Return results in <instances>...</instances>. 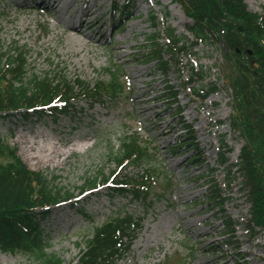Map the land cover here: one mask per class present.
<instances>
[{"label":"rangeland","instance_id":"1","mask_svg":"<svg viewBox=\"0 0 264 264\" xmlns=\"http://www.w3.org/2000/svg\"><path fill=\"white\" fill-rule=\"evenodd\" d=\"M37 1L24 7L14 0H0V51L10 53L15 48L25 51L28 79L33 74L62 72L71 79L80 77L92 83L108 82L112 68L110 71L120 75L122 86L116 97L108 95L100 99L102 103L79 96L72 102L67 115L58 120H55V113L49 112L41 118L0 117V137L17 148L27 166L42 171L49 180L64 186L76 197L52 208L49 216L41 221L45 240L49 242L47 250L59 254L64 264H73L94 226L110 216L129 212L143 218L142 229L127 257L117 264H204L210 260L213 264H247V261L248 264H264V238H253L247 229L250 202L238 186L229 190L226 184L228 168L220 165L224 149L231 150L228 157L234 164L243 145V140L229 124L231 98L223 80L227 71L223 44L213 39L201 43L180 56L179 64L165 74L157 64L147 63V56L142 54L146 45H150L154 32L161 45L165 44L169 27H174L188 40L194 39L187 29L192 21L181 6L174 0H132L127 10L123 7L121 14V8L116 11L114 6L117 2L125 3L124 0H97V4L102 5L101 15L92 27L83 28L85 34L92 35V38H85L90 50L86 54L84 50L70 55L71 61L63 53L67 25L54 26V12L57 14L58 9L52 12ZM83 2L76 0L68 13ZM246 2L249 10L264 15V0ZM153 16L157 19L153 20ZM23 19H29L31 37L22 30ZM116 19L121 20V24H114ZM64 20H68V15ZM16 29L22 33L17 34ZM120 47L125 55L116 54ZM193 67L205 70L208 81L187 88L183 82L192 74ZM134 68L142 70L139 90L134 89L130 75ZM214 82L218 88L216 93L204 100L195 96V90H206ZM167 84L176 86L180 92L177 100H166ZM209 111L213 115L204 121L203 116ZM196 114L199 115L195 117ZM208 122L211 124L206 128ZM32 137L35 141L32 152L38 156L52 155L55 145L74 150L63 156L60 165L53 162L45 165L41 158L24 159L22 148L26 138ZM130 137L137 139L149 157L139 163L124 161L120 164L115 156L121 154L123 142ZM184 142L189 144L171 149ZM196 154L199 160L192 162ZM99 170L106 174L115 170L122 177L153 173V188L147 199L121 195L110 187L81 194L84 179L96 175ZM212 179L227 198L223 206L215 207V203L208 201ZM230 217L237 227L234 235L228 238L230 234L225 235L229 232L227 220ZM180 220H187L188 225L197 223L200 229L194 232ZM248 249L252 251L248 258L238 254ZM0 264L39 263L23 252L0 251Z\"/></svg>","mask_w":264,"mask_h":264},{"label":"trees","instance_id":"2","mask_svg":"<svg viewBox=\"0 0 264 264\" xmlns=\"http://www.w3.org/2000/svg\"><path fill=\"white\" fill-rule=\"evenodd\" d=\"M174 1L193 21L188 30L194 40L178 35L174 27H169L166 44L161 45L157 34H153L142 55L167 73L172 65L179 64L180 56L201 43L213 39L224 44L227 71L223 80L232 91L230 126L244 140V145L237 163L229 164L226 152L221 154L220 163L229 167L228 187L238 185L250 202L249 231L256 237L264 236V15L250 11L245 0ZM156 19L153 16V20ZM153 24L157 25L156 21ZM111 69L108 82L71 79L62 72L33 74L28 79L26 52L16 48L10 53L0 51V117H16L17 113L26 119L32 114L42 117L41 112L45 110L68 113L72 101L79 96L93 103H102L100 99L108 95L116 97L122 86L120 75ZM207 80L205 70L193 67L184 86ZM217 91L214 83L194 93L205 99ZM164 95L166 100H176L179 91L167 84ZM145 157H149L147 151L135 137H130L123 142L122 152L115 160L120 164L124 161L139 163ZM152 174L122 177L115 170L110 174L99 170L84 179L81 191L94 190L111 182L112 190L119 194L147 199L153 188ZM210 192L208 199L217 207L226 202L217 182L213 181ZM72 198L73 194L64 186H57L43 172L30 169L18 155L17 148L0 137V251L23 252L39 264H64L59 254L47 250L49 242L45 240L41 221L48 216L50 207ZM142 221L141 217L121 212L94 226L84 239V248L74 264H116L128 254ZM227 221L229 229L235 231L234 220L230 217Z\"/></svg>","mask_w":264,"mask_h":264},{"label":"bare ground","instance_id":"3","mask_svg":"<svg viewBox=\"0 0 264 264\" xmlns=\"http://www.w3.org/2000/svg\"><path fill=\"white\" fill-rule=\"evenodd\" d=\"M63 0H47V7L48 10H52L55 11L56 9H58V13L56 14V12H54V18H55V23L54 26H57L59 24L65 23V25H67L66 30L64 31V34L67 36V44L65 46V50L63 51V53L65 55H68V58L72 61V59L70 58V55H75L77 52L80 51H84L85 50V54L90 50L87 47V40H85V38H92L91 34H85L83 31L84 27L90 28L93 26V22L97 20V18H99L100 14V9L102 7V5H98L97 4V0H92V3H90L91 0H84V2L78 6L76 9H74L71 13H68V10L70 9V7L72 6V4L75 3L76 0H66L64 3H62ZM145 2H149L151 0H143ZM178 6V5H177ZM26 7V6H24ZM181 12V11H180ZM65 15H69L68 20H64ZM23 31L27 32V36L31 37L32 36V32L29 29V19H23ZM73 30V31H72ZM16 33L17 34H21L22 32L18 29H16ZM35 39H37V36L34 37ZM117 55H125L124 53V49L123 48H119L116 51ZM84 54V56H86ZM86 60V62H88L87 58H84ZM142 74V70L140 68H134L132 70H130V75L131 78L134 81V89L139 90L140 85L138 84L139 78ZM138 103H141V101H138ZM145 109V108H143ZM142 109V113H146L145 110ZM199 114H196L195 117H197ZM213 115V113L211 111L208 112V114H206V116H203V120L207 121V117ZM211 124V122H208L206 125V128L210 127L209 125ZM205 129H203L204 131ZM39 135H41L42 133L39 131L38 132ZM33 138H26L25 142L26 145L23 146L22 148V152L24 154V159L30 158V159H36V158H41L42 162L47 165L49 162H53L54 165H60L61 163H63V156L67 155L69 152L73 151V148H69L68 150H64L61 147L55 145L53 146V151H52V155H44V156H38L35 153L32 152L33 148H34V143L35 141H33ZM61 140V139H60ZM60 140H58V142H60ZM18 141H20V138H18ZM238 152H236L237 154ZM237 157V155H236ZM181 222H183L185 224V226H187L189 223L187 220H180ZM188 229L191 228L192 231L194 232H198L197 229H200L197 227V223H192L190 225L187 226ZM193 227V228H192ZM220 245V244H219ZM245 252H252L250 249L245 250L244 252H240L238 253L239 255L244 254ZM256 258V256H255ZM204 264H213V262L207 261Z\"/></svg>","mask_w":264,"mask_h":264}]
</instances>
